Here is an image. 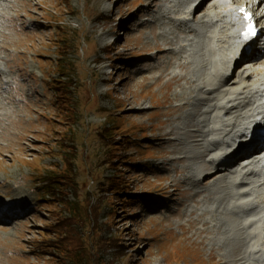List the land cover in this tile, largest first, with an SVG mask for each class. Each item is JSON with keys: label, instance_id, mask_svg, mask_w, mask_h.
<instances>
[{"label": "rangeland", "instance_id": "1", "mask_svg": "<svg viewBox=\"0 0 264 264\" xmlns=\"http://www.w3.org/2000/svg\"><path fill=\"white\" fill-rule=\"evenodd\" d=\"M14 2L0 10L13 40L0 64L14 77L0 72V209L16 211L0 222V264H217L190 222L196 188L176 172L187 162L168 161L182 85L156 78L172 56L154 11Z\"/></svg>", "mask_w": 264, "mask_h": 264}, {"label": "bare ground", "instance_id": "2", "mask_svg": "<svg viewBox=\"0 0 264 264\" xmlns=\"http://www.w3.org/2000/svg\"><path fill=\"white\" fill-rule=\"evenodd\" d=\"M263 1L253 18L260 25ZM145 2L144 12L154 11L161 21L156 24L161 30L160 46L172 56L156 78L168 77L166 88L182 85L173 94L180 102L171 108L181 112L173 118L177 124L163 137L177 142L169 151L177 156L168 161L187 162L176 172L196 188L189 194L196 209L189 214L198 217L190 222L201 224L197 235L209 234L211 250H216L211 258L217 264H264V150L246 149L252 142L263 141L259 138L264 128V56L258 59L257 54L264 49V29L257 33V54L240 63L253 43L244 41L245 23L238 10L248 11L251 0ZM17 5L14 0H0V10ZM0 18L1 50L10 56L11 50L4 46L13 44L12 34L2 30L10 18ZM0 72L1 84L13 81L7 64H0ZM8 115L0 111L1 119ZM245 150L244 159H234ZM243 160L248 161L236 166ZM15 214L13 209L1 208L0 222L13 220Z\"/></svg>", "mask_w": 264, "mask_h": 264}, {"label": "snow or ice", "instance_id": "3", "mask_svg": "<svg viewBox=\"0 0 264 264\" xmlns=\"http://www.w3.org/2000/svg\"><path fill=\"white\" fill-rule=\"evenodd\" d=\"M238 14L242 16L245 23V30L243 31L242 36L246 42L256 36V24L253 21L252 15L245 8H240Z\"/></svg>", "mask_w": 264, "mask_h": 264}, {"label": "trees", "instance_id": "4", "mask_svg": "<svg viewBox=\"0 0 264 264\" xmlns=\"http://www.w3.org/2000/svg\"><path fill=\"white\" fill-rule=\"evenodd\" d=\"M57 88V86H56ZM63 104V102H62ZM68 107L66 104H65V108ZM67 109V108H66ZM72 115L68 116V120L69 121H72L73 118H71ZM109 129H104V131H107ZM65 169H69V171H71V162H65ZM69 171H68V174H69ZM53 177V176H52ZM53 178H56V177H53ZM56 180L58 181V178H56Z\"/></svg>", "mask_w": 264, "mask_h": 264}]
</instances>
